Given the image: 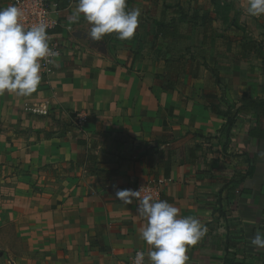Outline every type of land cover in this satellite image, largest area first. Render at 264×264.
Instances as JSON below:
<instances>
[{
	"label": "crops",
	"instance_id": "obj_1",
	"mask_svg": "<svg viewBox=\"0 0 264 264\" xmlns=\"http://www.w3.org/2000/svg\"><path fill=\"white\" fill-rule=\"evenodd\" d=\"M49 1L62 53L31 96L0 95V123L25 130L16 153L32 167L71 165L62 190L80 245L60 264H132L136 251L150 264L139 200L125 205L115 192L153 177L156 200L207 228L186 264H264L251 244L264 232V16L248 15L247 0H127L140 10L135 36L92 42L83 16L72 22L77 0ZM168 59L184 62L171 89Z\"/></svg>",
	"mask_w": 264,
	"mask_h": 264
},
{
	"label": "clouds",
	"instance_id": "obj_2",
	"mask_svg": "<svg viewBox=\"0 0 264 264\" xmlns=\"http://www.w3.org/2000/svg\"><path fill=\"white\" fill-rule=\"evenodd\" d=\"M246 11L252 17L264 16V0H247ZM23 15L15 5L0 9V95L31 96L41 83L42 61L51 63V58L59 55L49 46L47 25L25 28ZM81 16L91 25L86 35L92 42L113 33L123 41L135 36L140 10H129L127 0H77L72 22H79ZM115 198L125 205L139 200L137 214L146 220L140 238L150 246V264H186L188 248L207 233L199 219L180 217L177 207L151 195L141 198L140 190H117ZM251 244L264 248V232L257 231ZM134 264H145L143 251L136 253Z\"/></svg>",
	"mask_w": 264,
	"mask_h": 264
},
{
	"label": "rangeland",
	"instance_id": "obj_3",
	"mask_svg": "<svg viewBox=\"0 0 264 264\" xmlns=\"http://www.w3.org/2000/svg\"><path fill=\"white\" fill-rule=\"evenodd\" d=\"M20 133L0 123V264H60L80 245L78 214L74 205L68 211L62 190L71 165L32 167L22 160L29 154L16 153L28 145Z\"/></svg>",
	"mask_w": 264,
	"mask_h": 264
},
{
	"label": "built area",
	"instance_id": "obj_4",
	"mask_svg": "<svg viewBox=\"0 0 264 264\" xmlns=\"http://www.w3.org/2000/svg\"><path fill=\"white\" fill-rule=\"evenodd\" d=\"M15 5L23 12L22 22L24 23L25 28H30L33 25L44 23L47 25V34L49 36V46L52 50L58 51L59 55L62 53L63 45L62 40L53 34V27L55 21L52 19L50 1L49 0H10L9 3L4 7ZM58 55V56H59ZM58 56L52 57L51 63L47 61H42L41 72L48 73L52 69V65ZM22 110L33 114V115H42L49 116L50 108L46 104H28L25 103L22 107ZM82 119L78 114H75L71 120L72 127H79ZM131 190H140L141 198L144 195H151L154 200L158 199L162 190V180L157 177H153L151 180H148L144 183H138L130 187ZM138 251H136L132 257V264H134V257Z\"/></svg>",
	"mask_w": 264,
	"mask_h": 264
},
{
	"label": "trees",
	"instance_id": "obj_5",
	"mask_svg": "<svg viewBox=\"0 0 264 264\" xmlns=\"http://www.w3.org/2000/svg\"><path fill=\"white\" fill-rule=\"evenodd\" d=\"M184 69V62L180 59H168L166 60V77H167V85L165 86L166 89L172 88V80L177 81L181 73ZM170 83V85H169ZM171 86V87H170ZM258 107L264 108V102H260L257 104ZM61 126L64 130H70V123L69 122H62ZM91 155L87 156V159H92ZM169 166L166 165L165 167V174H168Z\"/></svg>",
	"mask_w": 264,
	"mask_h": 264
}]
</instances>
